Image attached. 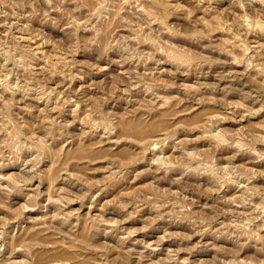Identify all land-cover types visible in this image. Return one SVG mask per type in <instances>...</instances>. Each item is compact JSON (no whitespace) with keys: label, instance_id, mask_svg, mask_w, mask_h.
Segmentation results:
<instances>
[{"label":"rangeland","instance_id":"obj_1","mask_svg":"<svg viewBox=\"0 0 264 264\" xmlns=\"http://www.w3.org/2000/svg\"><path fill=\"white\" fill-rule=\"evenodd\" d=\"M0 264H264V0H0Z\"/></svg>","mask_w":264,"mask_h":264},{"label":"bare ground","instance_id":"obj_2","mask_svg":"<svg viewBox=\"0 0 264 264\" xmlns=\"http://www.w3.org/2000/svg\"><path fill=\"white\" fill-rule=\"evenodd\" d=\"M204 78V77H203Z\"/></svg>","mask_w":264,"mask_h":264}]
</instances>
